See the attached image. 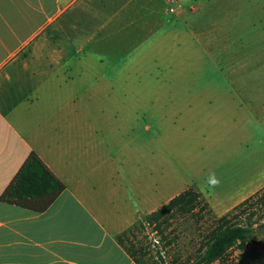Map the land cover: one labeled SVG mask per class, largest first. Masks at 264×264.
I'll return each instance as SVG.
<instances>
[{"label":"crops","instance_id":"obj_1","mask_svg":"<svg viewBox=\"0 0 264 264\" xmlns=\"http://www.w3.org/2000/svg\"><path fill=\"white\" fill-rule=\"evenodd\" d=\"M206 2L0 0V264H136L116 236L176 193L125 139L113 90L183 41ZM30 152L63 185L40 212L1 199ZM226 252L211 264H237Z\"/></svg>","mask_w":264,"mask_h":264},{"label":"rangeland","instance_id":"obj_2","mask_svg":"<svg viewBox=\"0 0 264 264\" xmlns=\"http://www.w3.org/2000/svg\"><path fill=\"white\" fill-rule=\"evenodd\" d=\"M206 1L183 41L168 40L158 56L141 58L124 74L126 89L113 90L125 101L121 124L129 145L143 147L176 194L198 193L195 207L175 212L161 233L141 221L121 234L124 247L144 253V264L191 261L215 218L264 189V8L243 5L264 0ZM195 27L209 38H195ZM255 210L253 219L264 215ZM263 230L256 228L253 242L226 255L237 264H264Z\"/></svg>","mask_w":264,"mask_h":264},{"label":"trees","instance_id":"obj_3","mask_svg":"<svg viewBox=\"0 0 264 264\" xmlns=\"http://www.w3.org/2000/svg\"><path fill=\"white\" fill-rule=\"evenodd\" d=\"M62 189V183L53 176L34 152H30L2 192L1 199L40 212ZM197 198L198 193L185 189L144 215L137 223L144 221L153 224V228L161 233L167 225L168 218H171L175 212L191 211L197 204ZM242 205L246 207L240 210V214H243L240 217V214L233 210ZM258 208L264 211V189L260 193L246 197L231 210L215 218L213 224L201 235V242L192 260L187 259L186 264H211L228 249L234 248L239 251L249 242H253L256 228H264V220L260 221L258 218H264V215L253 219L257 213L255 209ZM124 231L116 236L117 242L136 264H144L142 251L134 248L133 245L124 247L121 238Z\"/></svg>","mask_w":264,"mask_h":264}]
</instances>
